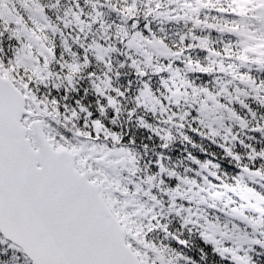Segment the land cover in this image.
Wrapping results in <instances>:
<instances>
[{
  "label": "snow or ice",
  "instance_id": "snow-or-ice-1",
  "mask_svg": "<svg viewBox=\"0 0 264 264\" xmlns=\"http://www.w3.org/2000/svg\"><path fill=\"white\" fill-rule=\"evenodd\" d=\"M0 264H264V0H0Z\"/></svg>",
  "mask_w": 264,
  "mask_h": 264
}]
</instances>
